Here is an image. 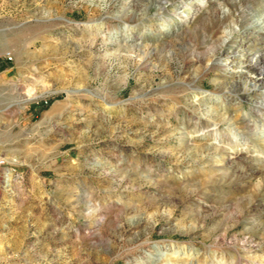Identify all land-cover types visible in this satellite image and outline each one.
I'll return each mask as SVG.
<instances>
[{
  "label": "rangeland",
  "instance_id": "1",
  "mask_svg": "<svg viewBox=\"0 0 264 264\" xmlns=\"http://www.w3.org/2000/svg\"><path fill=\"white\" fill-rule=\"evenodd\" d=\"M263 58L264 0H0V264H264Z\"/></svg>",
  "mask_w": 264,
  "mask_h": 264
},
{
  "label": "bare ground",
  "instance_id": "2",
  "mask_svg": "<svg viewBox=\"0 0 264 264\" xmlns=\"http://www.w3.org/2000/svg\"><path fill=\"white\" fill-rule=\"evenodd\" d=\"M202 2H198L197 6H201ZM190 8V7H189ZM262 13V12H261ZM259 15V14H258ZM189 17V11L184 15L185 20H187V18ZM247 22V21H246ZM249 23V22H248ZM225 35V34H224ZM226 37V36H225ZM223 39V38H222ZM221 41V40H220ZM233 54H238L236 50H231ZM255 57H253L251 60H249V63L247 65L251 66L252 64H256L258 62H260V58H258L257 54L254 55ZM249 57V56H248ZM242 58V57H241ZM246 58V57H245ZM244 59V58H243ZM242 59V60H243ZM264 60V58H263ZM240 62V61H239ZM264 62V61H263ZM245 64V63H244ZM261 64V63H260ZM254 68V67H253ZM262 70V68H260ZM227 73V72H226ZM259 74H264V72L260 71L258 72ZM256 76V74H255ZM256 79V78H255ZM258 83H256L255 81L251 84L252 86V90H260L261 91V95L259 96L261 99L256 100V104H255V108L253 110L254 112H264V77H258L257 78ZM251 83V82H250ZM246 84V83H245ZM233 89V88H232ZM249 90V89H247ZM254 94V93H253ZM255 95V94H254ZM257 95V94H256ZM259 114V113H258ZM210 119V118H209Z\"/></svg>",
  "mask_w": 264,
  "mask_h": 264
},
{
  "label": "built area",
  "instance_id": "3",
  "mask_svg": "<svg viewBox=\"0 0 264 264\" xmlns=\"http://www.w3.org/2000/svg\"><path fill=\"white\" fill-rule=\"evenodd\" d=\"M5 55H6V58H11V55L9 54V53H5Z\"/></svg>",
  "mask_w": 264,
  "mask_h": 264
}]
</instances>
